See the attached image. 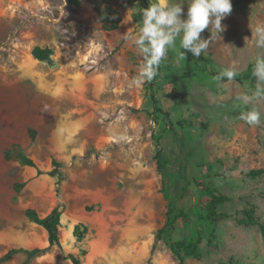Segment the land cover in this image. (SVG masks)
I'll return each mask as SVG.
<instances>
[{"label": "rangeland", "instance_id": "1", "mask_svg": "<svg viewBox=\"0 0 264 264\" xmlns=\"http://www.w3.org/2000/svg\"><path fill=\"white\" fill-rule=\"evenodd\" d=\"M80 1L0 0V258L14 248H47V233L26 212L45 217L61 205L62 249L28 264H72L68 254L83 264H179L176 245L186 264H264L260 227L241 224L254 210L264 225V174L250 175L264 170V102L262 123L249 126L239 115L251 105L236 96L253 90L256 78L219 85L212 79L232 66L240 76L264 53L246 40L250 25L264 21V0H232L223 39L206 55L182 50L186 61L177 64L170 52L162 62L153 87L173 131L153 111L152 82L129 87L142 63L124 38L142 26L138 3ZM188 7L184 0V19ZM37 46L53 50L52 64L32 57ZM54 132L61 135L57 150H35ZM23 155L44 173L56 160L61 177L39 175ZM170 203L180 216L157 239ZM80 223L88 233L79 242L73 231ZM26 259L19 253L0 264Z\"/></svg>", "mask_w": 264, "mask_h": 264}, {"label": "clouds", "instance_id": "2", "mask_svg": "<svg viewBox=\"0 0 264 264\" xmlns=\"http://www.w3.org/2000/svg\"><path fill=\"white\" fill-rule=\"evenodd\" d=\"M184 0H155L150 7L142 11V26L135 37L125 35L138 50L142 63L137 74L130 80L129 87H140L152 82L158 75V70L171 52L177 64L186 61V51L193 56L206 55L211 42L222 40V33L227 26L222 24L232 12V0H188L187 18H182ZM251 42L257 49H264V21L255 26L250 25ZM208 29L211 33L204 39L201 33ZM232 66L221 70L212 79L218 85L222 81L231 83L238 75ZM253 77L257 82L253 90L236 96L241 105L251 107L241 111L239 119L249 126H259L262 123V113L259 104L264 102V53L254 57Z\"/></svg>", "mask_w": 264, "mask_h": 264}, {"label": "trees", "instance_id": "3", "mask_svg": "<svg viewBox=\"0 0 264 264\" xmlns=\"http://www.w3.org/2000/svg\"><path fill=\"white\" fill-rule=\"evenodd\" d=\"M68 1L70 4L76 5V6L80 5V3H81L80 0H68ZM108 1H112V0H108ZM135 1L138 3L141 10L147 9L150 7L149 3H148L149 0H135ZM97 11H98V9H97ZM99 16L103 19V14L100 12V10H99ZM135 21L136 22L139 21L137 16H135ZM105 27H106L105 29H110V30L116 28V26L113 28H107V26H105ZM32 55L38 61L46 62L48 64L53 63V60H52L53 50L50 48H41L38 46L34 47V49L32 50ZM160 70H161V66L158 70V75L156 77L160 76ZM252 70H253V68L249 67L246 72H244L240 76H237L236 80L239 82H243V81L251 79L253 77ZM149 94H150V99H151L153 109H154L153 111L155 113H160L161 115H163L165 117V119L170 122L171 131L175 130L174 123L171 119L170 113L163 110V108H161L159 101L156 98V95L154 93L153 81L149 85ZM157 143H158V147H159V150L157 151V154H156L157 170H158L159 174L163 175L165 172L167 162L165 160L164 151H163L161 144H160V139L158 140ZM22 160L27 166L36 168L39 175L46 174V175H49L51 177H55L58 175L59 178L61 177L59 172H58V167H60V164L56 160H53L54 169L47 172V173H44L42 170H40L36 166L35 162L32 159L23 155ZM262 174H264V170H254L250 173V175L253 177H258ZM60 181H61V179L59 180V183H58L59 185H60ZM59 189L60 188H58V192H59ZM61 207H62L61 205H58L45 217H41L39 215V213L34 209H28L26 212V215L29 218V220L31 222H33L34 224L42 227L45 230V232L47 233L48 244H49L48 247L47 248H33V249L14 248V249H11L10 251H8L4 256H2L0 258V263H3L4 261L10 259L11 257H13L16 254L23 253L27 257L24 264H28L33 259H35L37 256L48 252L54 246H57L60 249H62L61 239H60V229H59L61 217L63 214V210L61 209ZM179 216H180V214H177L174 204L170 203L168 205V210L166 213L165 224L161 229L158 230L157 235H156L157 239H161V237L163 236V234L166 231L172 229V227L174 226V222L176 221V219ZM246 217L247 218L245 220L241 221V224L247 225V226H255V225L259 226L261 229V232L264 235V225L260 224L256 220L254 210L247 212ZM87 233H88V227L85 226L84 224H81V223L76 225L74 228V231H73L74 237L79 242L84 239V237ZM176 246L179 247V250L175 249V254L177 255V259L179 261V264H186L185 257L180 253L182 246H179V245H176ZM189 254L196 257V258L199 257L198 254H196V252H194V251L189 252ZM65 257H66V259L70 260L72 262V264H83L81 259L79 257L73 255V254H68ZM226 264H238V263L231 260Z\"/></svg>", "mask_w": 264, "mask_h": 264}, {"label": "crops", "instance_id": "4", "mask_svg": "<svg viewBox=\"0 0 264 264\" xmlns=\"http://www.w3.org/2000/svg\"><path fill=\"white\" fill-rule=\"evenodd\" d=\"M32 55V54H31ZM33 57V56H32ZM34 59V58H33ZM34 69H30V73L32 76H34ZM38 83L42 82L40 78L35 79ZM80 126H84L83 123L80 124ZM61 141V135L59 132H54L49 139L48 142L37 140L34 144L35 150L39 152H45V151H55L57 150L58 144ZM68 143H71V140H68Z\"/></svg>", "mask_w": 264, "mask_h": 264}]
</instances>
